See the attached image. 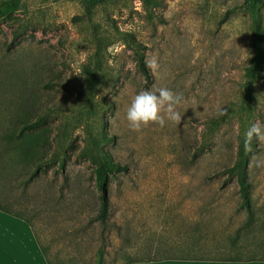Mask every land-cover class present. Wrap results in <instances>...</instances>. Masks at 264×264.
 I'll list each match as a JSON object with an SVG mask.
<instances>
[{"label": "rangeland", "instance_id": "rangeland-1", "mask_svg": "<svg viewBox=\"0 0 264 264\" xmlns=\"http://www.w3.org/2000/svg\"><path fill=\"white\" fill-rule=\"evenodd\" d=\"M156 1L148 15L141 0H0V206L30 219L50 264L264 257V141L248 152L251 219L220 171L237 117L242 135L264 130V62L240 107L264 0ZM123 32L144 45L147 78ZM159 87L183 94L181 124L131 131V98ZM92 140L124 166L108 176L104 223Z\"/></svg>", "mask_w": 264, "mask_h": 264}, {"label": "trees", "instance_id": "trees-1", "mask_svg": "<svg viewBox=\"0 0 264 264\" xmlns=\"http://www.w3.org/2000/svg\"><path fill=\"white\" fill-rule=\"evenodd\" d=\"M142 4L144 5L145 9H148V6L157 5L156 0H141ZM151 10H147V14L151 15ZM124 38L123 43L125 47L130 50L133 55L136 68L138 71L144 76L148 77L147 67L144 61V45L141 44L138 40L134 38V36L130 32H123ZM262 40H264V32L252 29L251 32V49L252 53L248 60L247 66L243 69L242 79L240 82V86L242 89V96L240 101V107L245 108L247 110L250 107V101L253 92V84L259 79L260 72L262 70L263 62H264V47L261 45ZM227 114L223 115H216L211 117L207 122V129H211L215 132L219 126L227 120ZM237 124L239 127L240 137L235 147L234 158L231 163L224 164L221 166L220 171L225 173L227 177H234L235 183L237 185V192L239 196V203L241 207H243L247 214L248 219H251L253 216V210L251 206L250 194H249V183L246 180V169L248 165V158L249 154L244 149V137L242 135V131L244 130V121L237 117ZM30 123L22 122L21 128L27 129L30 128ZM95 140H92V144L94 143V151L85 153L84 155L88 157L90 160L95 161V158L98 160L97 166H95L93 173H94V185L100 191V204L98 208V212L96 214L97 219L100 223H104L107 214H108V195H107V182L108 176L115 170H122L124 169L123 165H120L114 162L110 156L107 154L106 151L102 150L100 147H97ZM32 153V152H31ZM42 159L41 156L38 157V162ZM61 164V163H60ZM0 210L10 213L14 216L20 217L26 221L29 225L35 241L44 256L47 264H50L48 259L45 256V251L38 239L37 232L30 221V219L9 211L0 206ZM228 260H234L233 258H226ZM264 259V257H263ZM133 260H131L128 264H130Z\"/></svg>", "mask_w": 264, "mask_h": 264}, {"label": "clouds", "instance_id": "clouds-1", "mask_svg": "<svg viewBox=\"0 0 264 264\" xmlns=\"http://www.w3.org/2000/svg\"><path fill=\"white\" fill-rule=\"evenodd\" d=\"M148 66L153 70L158 68L155 57L148 61ZM184 96L168 87L142 90L131 98L126 109V120L131 131L139 132L149 125L156 124L163 128L166 122L171 121L180 125L183 114L178 110L182 105ZM187 109H185L186 111ZM224 111L220 112L223 115ZM264 141V130L259 123H253L245 133L244 149L251 151L253 138Z\"/></svg>", "mask_w": 264, "mask_h": 264}, {"label": "crops", "instance_id": "crops-1", "mask_svg": "<svg viewBox=\"0 0 264 264\" xmlns=\"http://www.w3.org/2000/svg\"><path fill=\"white\" fill-rule=\"evenodd\" d=\"M0 218L9 224L10 238L0 253V264H47L33 233L20 217L0 210ZM156 257L133 260L130 264H264L262 258Z\"/></svg>", "mask_w": 264, "mask_h": 264}, {"label": "snow or ice", "instance_id": "snow-or-ice-1", "mask_svg": "<svg viewBox=\"0 0 264 264\" xmlns=\"http://www.w3.org/2000/svg\"><path fill=\"white\" fill-rule=\"evenodd\" d=\"M8 229L9 224L4 219L0 218V253L3 252L6 242L10 238Z\"/></svg>", "mask_w": 264, "mask_h": 264}]
</instances>
